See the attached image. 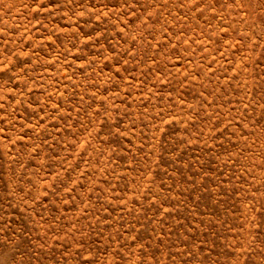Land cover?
I'll list each match as a JSON object with an SVG mask.
<instances>
[{
    "label": "rangeland",
    "instance_id": "374dc122",
    "mask_svg": "<svg viewBox=\"0 0 264 264\" xmlns=\"http://www.w3.org/2000/svg\"><path fill=\"white\" fill-rule=\"evenodd\" d=\"M0 264H264V0H0Z\"/></svg>",
    "mask_w": 264,
    "mask_h": 264
}]
</instances>
